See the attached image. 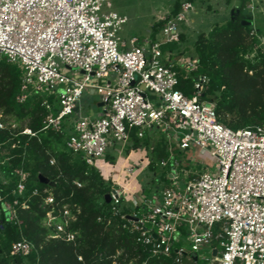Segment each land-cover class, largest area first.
Segmentation results:
<instances>
[{
    "label": "built area",
    "instance_id": "1",
    "mask_svg": "<svg viewBox=\"0 0 264 264\" xmlns=\"http://www.w3.org/2000/svg\"><path fill=\"white\" fill-rule=\"evenodd\" d=\"M111 4L112 0H0V58L23 70L18 101L31 93L53 96L54 103L48 97L42 103L49 110L42 130L62 133L67 149L110 178L112 216L120 217L122 227L151 255L169 257L175 264H264V122L241 129L221 122L216 103L205 97L207 75L195 78L192 95L178 88L181 71L191 78L199 56L197 51H164L162 45L181 42L182 22L194 11L191 2L182 3L169 19L163 39H133L131 45L121 36L128 16ZM247 7L255 10L253 4ZM65 68L80 70L84 78L70 76ZM88 95L100 96V114H80ZM71 116L77 119L72 122ZM9 125L17 127L15 122H1L2 128ZM157 128L169 141L179 136L181 150L208 149L219 159L215 171L195 174L182 188L176 161L170 186H155L152 196L143 185L134 186L142 163L126 162L135 152L128 154L127 146L133 131L143 138L147 130ZM23 133L36 135L28 127ZM107 154L116 156L112 171ZM169 163L161 159L162 165ZM17 173L21 180L15 193L22 195L29 172ZM3 182L0 177V203L9 219L19 222L17 207L27 206V201H7ZM53 202V196L45 201ZM130 205L133 210L126 212ZM79 212L67 205L64 220L57 221L49 211L46 225L55 226L54 237L75 240L76 233L67 227ZM34 248L24 238L13 243L11 253L29 255ZM205 248L207 255L201 254Z\"/></svg>",
    "mask_w": 264,
    "mask_h": 264
},
{
    "label": "trees",
    "instance_id": "2",
    "mask_svg": "<svg viewBox=\"0 0 264 264\" xmlns=\"http://www.w3.org/2000/svg\"><path fill=\"white\" fill-rule=\"evenodd\" d=\"M245 7L246 0H243L235 20L231 17L225 25L215 26L208 35L199 37L196 42L199 67L191 78H186L181 71L178 85L192 95L195 78L209 76L205 97L216 103L219 120L232 129L264 122L263 33L260 28L253 32L254 25L243 24ZM181 8L178 2L173 14ZM153 37L154 40L155 35ZM180 43H166L162 49L178 50ZM22 76L20 65L0 58V111L3 113L0 116V159L8 158L0 165V177L7 201L14 202L16 198L27 201V206L17 207L19 222L10 220L4 204L0 203V264H175L169 257L151 255L135 234L122 227V219L112 216L111 204L106 201V194L112 189L107 182L110 178L90 166L81 155L67 149L62 133L42 130L43 119L49 113L42 103L46 97L54 103L53 96L31 93L24 102L18 101ZM54 112H58L57 107ZM8 117L21 125L2 128L1 122H8ZM26 127L36 135L23 133ZM132 139L134 145L127 147L128 154L140 142L135 131ZM157 149L161 157L166 152L161 146ZM115 160V155L107 154L106 162L111 171ZM17 169L29 172L22 195L15 193L21 180ZM49 196L54 197L52 204L45 203ZM67 205L74 212L80 208L77 219L67 227L68 231L76 233L72 241L54 237L57 229L46 225L49 211H53L57 221L64 220ZM132 210V205L125 208L126 212ZM24 238L35 248L29 255H13V243Z\"/></svg>",
    "mask_w": 264,
    "mask_h": 264
},
{
    "label": "rangeland",
    "instance_id": "3",
    "mask_svg": "<svg viewBox=\"0 0 264 264\" xmlns=\"http://www.w3.org/2000/svg\"><path fill=\"white\" fill-rule=\"evenodd\" d=\"M187 1L191 2L194 11H191V19L182 22L181 36L183 40H181V45L177 51L181 52L183 50L188 55H196V42L199 37L203 34L208 35L215 26L225 25L232 17V9L239 7L243 2V0H112L111 7L128 16V22L124 24L121 36L128 45H131L133 39L143 42L146 38L153 39V35H155V39H163V29L169 19L175 15L173 13L176 4ZM246 4L247 6L249 4L254 5L256 10L253 22L257 29L260 27L264 38V0H246ZM65 69L72 77L84 78L80 70ZM99 100L100 96H86L82 111L89 115L100 114L102 107L98 105ZM71 118H73L72 122L77 119L76 116H71ZM6 120L8 121L6 123L15 122L17 126L21 125L13 117H8ZM70 132V126L66 127V133ZM139 139L138 148H134V154L127 158L126 162L132 165L138 162L142 163L137 168L134 176V186L143 185L146 194L150 196L155 193V186L161 185L164 188L171 185L169 175L176 161H180L177 171L180 175L179 185L182 188L195 174L204 171H215V166L219 162V159L213 156L208 149L198 146L191 147L188 150L179 149L177 146L179 136L173 135V138L169 141L167 134L162 129L147 130L145 137ZM130 145H134L133 139L130 140ZM157 146H161L166 151L162 157L158 153ZM127 147L132 148L133 146ZM162 158L170 162L169 165H162ZM7 159H0V165L7 162ZM102 170L106 173L105 168ZM107 182L108 184L112 183L111 180H107ZM202 253L209 254V248L203 249Z\"/></svg>",
    "mask_w": 264,
    "mask_h": 264
},
{
    "label": "water",
    "instance_id": "4",
    "mask_svg": "<svg viewBox=\"0 0 264 264\" xmlns=\"http://www.w3.org/2000/svg\"><path fill=\"white\" fill-rule=\"evenodd\" d=\"M239 13V9L238 7H235L232 9L231 14H232V20H235L236 18V14ZM254 12L252 10L249 9V7H245L244 11H243V24L245 25H253V18H254ZM100 105L102 106L103 103H100ZM42 177V176H41ZM44 181H47L46 178L42 177ZM106 201L109 203L111 201V195L110 194H106Z\"/></svg>",
    "mask_w": 264,
    "mask_h": 264
},
{
    "label": "crops",
    "instance_id": "5",
    "mask_svg": "<svg viewBox=\"0 0 264 264\" xmlns=\"http://www.w3.org/2000/svg\"><path fill=\"white\" fill-rule=\"evenodd\" d=\"M234 5L237 6L236 4H234ZM235 6H234V7H235ZM232 8H233V7H232ZM255 10H256V9H255ZM255 10L253 11V12H254V14H253L254 16H255ZM253 21H254V18H253ZM253 25H254V22H253ZM254 26H255V25H254ZM255 27H256V26H255ZM259 28H260V27H259ZM259 28H258V29H259ZM84 101H85V99H84L83 102H82V108H81V113H80V114H85V113L82 111L83 108H84V107H83ZM100 103H101V102L98 103L99 106H101ZM96 115H98V114H95L94 116H96ZM77 116H79V113H77ZM77 116H76V117H77Z\"/></svg>",
    "mask_w": 264,
    "mask_h": 264
}]
</instances>
